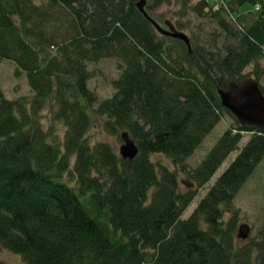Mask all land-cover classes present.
Returning <instances> with one entry per match:
<instances>
[{
  "label": "trees",
  "instance_id": "16d2710c",
  "mask_svg": "<svg viewBox=\"0 0 264 264\" xmlns=\"http://www.w3.org/2000/svg\"><path fill=\"white\" fill-rule=\"evenodd\" d=\"M49 1L0 0V63L12 62L34 93L29 106L0 101V247L25 264H264V219L244 246L233 236L236 213L223 220L264 158V127L241 128L259 134L183 218L240 143L227 131L199 166L186 165L228 115L217 90L246 78L264 84V0L187 7L201 19L211 14L219 30L210 46L190 39L192 54L158 36L137 0ZM144 1L152 20L164 5L187 14V1ZM214 4L220 9L212 12ZM107 58L119 61L120 76L114 94L98 102L87 64ZM50 108L65 129L62 142L41 122ZM90 113L120 140L127 133L138 155L123 160L108 144L91 146ZM179 174L194 187L180 191Z\"/></svg>",
  "mask_w": 264,
  "mask_h": 264
},
{
  "label": "rangeland",
  "instance_id": "374dc122",
  "mask_svg": "<svg viewBox=\"0 0 264 264\" xmlns=\"http://www.w3.org/2000/svg\"><path fill=\"white\" fill-rule=\"evenodd\" d=\"M36 7H48L51 2L49 0H32ZM187 1L186 11L187 14H182L179 10L178 4L164 5L157 10L154 14V20L164 29H166L164 22L168 21L173 26L182 25L186 27L185 30H177L183 32L189 39L193 40L201 46H210L208 43L209 35L216 33V24L209 17L201 19L197 15H193L192 8H187L198 2V0H183ZM57 8L56 6L53 9ZM250 7H246L244 11L249 10ZM219 10V4L212 6V12ZM57 14L61 15V11L58 9ZM218 30V29H217ZM219 31V30H218ZM158 34V33H157ZM158 36H160L158 34ZM221 42V41H220ZM210 48V47H209ZM211 49V48H210ZM118 63L116 59L107 58L100 60L98 63L87 64V71L90 73V79L87 82V86L90 91L96 94L98 102L110 98L114 94L113 81L117 80L120 76L118 70ZM264 63V60H263ZM253 66H249L245 69L244 73L249 74ZM34 93L32 92L29 83L23 73L17 74L15 65L10 61H3L0 63V101L3 98L8 102L24 100L25 104L29 106ZM47 107V106H46ZM96 108V106L94 107ZM55 106L53 107V113L55 112ZM91 112V111H90ZM52 109H46L41 116V122L46 130L51 134V137L62 142L64 138L65 129L57 121L53 120ZM91 116V129L87 134V139L91 146L97 143L108 144L116 154H119V148L123 144L119 138V135H113L104 129L103 118H100L94 113H90ZM220 122L213 131L208 134L200 146L194 151L192 156L186 160L188 169L192 170L196 168L207 156L211 148L216 144L218 139L223 135L225 129L224 126L232 124L233 120L229 115H224ZM248 140V135H245L238 144L237 151L231 153L226 160L219 167L215 175L210 181L201 189L197 191V196L193 200L192 204L183 214V218H187L208 192L211 186H213L218 176L227 168V166L234 160L235 156L245 146V141ZM157 159H161L164 164L169 165L167 159L161 156L153 158L155 162ZM71 160V164H73ZM179 189L185 191L190 187V180L184 174L178 175ZM232 210L224 209V222L229 221L233 214L236 213V222L234 228V238L238 245H246L248 241H251L256 237L259 228L264 219V158L260 164L256 167L250 178L246 181L243 187L239 190L232 203ZM241 224H247L249 227V237L247 240L236 239L238 227ZM0 261L6 264H25L20 255L11 253L7 250H3L0 247Z\"/></svg>",
  "mask_w": 264,
  "mask_h": 264
},
{
  "label": "water",
  "instance_id": "95a60500",
  "mask_svg": "<svg viewBox=\"0 0 264 264\" xmlns=\"http://www.w3.org/2000/svg\"><path fill=\"white\" fill-rule=\"evenodd\" d=\"M136 8L152 24L159 35L181 41L187 47L188 53L192 54L189 38L184 33L177 31L168 21L164 22L166 27L164 29L152 20L145 11L144 0H137ZM217 92L222 107L235 115L241 124L247 123L264 127V97L255 81L245 79L239 82H230L226 89H218ZM121 139L123 144L119 148V155L123 160H133L138 155L137 146L127 133H122ZM249 232L248 225L241 224L238 227L236 239L246 240Z\"/></svg>",
  "mask_w": 264,
  "mask_h": 264
},
{
  "label": "bare ground",
  "instance_id": "6f19581e",
  "mask_svg": "<svg viewBox=\"0 0 264 264\" xmlns=\"http://www.w3.org/2000/svg\"><path fill=\"white\" fill-rule=\"evenodd\" d=\"M220 9V8H219ZM218 11V10H217ZM190 40V39H189ZM190 45H191V42H190ZM192 48V47H191ZM186 49H187V47H186ZM188 51V50H187ZM252 71V70H251ZM251 71H250V73H251ZM246 79H252V78H246ZM245 80V79H244ZM253 81H255L256 83H257V85H258V88H259V90H260V92H261V94H262V96L264 97V94H263V92H262V88H263V90H264V84H259L258 83V81H256L254 78L252 79ZM232 82H239V81H232ZM230 83V82H229ZM228 83V84H229ZM222 90H224V89H222ZM217 94H218V92H217ZM218 97H219V95H218ZM219 99H220V97H219ZM221 103V102H220ZM222 106V105H221ZM225 109V108H224ZM226 111H227V113H228V115L232 118V120H233V122H232V124L231 125H229V126H224V129H225V131H224V133L225 132H227V131H229V132H231L232 134H234V135H237V136H239V138H243L245 135H248V140L247 141H245V145L248 143V141L250 140V138H251V135L253 136V135H255V134H259V133H257L255 130L256 129H258V127L257 126H255V125H252V124H247V123H245V124H241L239 121H238V119L236 118V116L235 115H233L231 112H229L227 109H225ZM220 122H222V120H219L218 122H217V124L213 127V129L220 123ZM245 127H253V128H256V129H252L251 130V133H248V132H250V130L249 129H247V130H245V129H241V128H245ZM213 129L209 132V134L213 131ZM223 133V134H224ZM241 139H240V141H241ZM121 141H122V143H123V140L121 139ZM202 163V162H201ZM200 163V164H201ZM199 164V165H200ZM198 165V166H199ZM195 169V168H194ZM216 181V180H215ZM190 182V181H189ZM190 184V187L191 188H193L194 187V184L193 183H189ZM249 237V236H248ZM247 240V239H246ZM244 246V245H243Z\"/></svg>",
  "mask_w": 264,
  "mask_h": 264
}]
</instances>
